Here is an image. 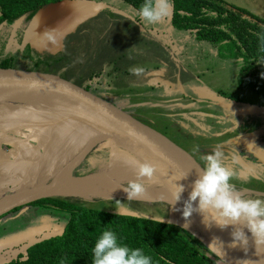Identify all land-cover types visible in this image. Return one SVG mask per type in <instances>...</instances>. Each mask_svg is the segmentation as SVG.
Wrapping results in <instances>:
<instances>
[{
	"label": "rangeland",
	"instance_id": "rangeland-1",
	"mask_svg": "<svg viewBox=\"0 0 264 264\" xmlns=\"http://www.w3.org/2000/svg\"><path fill=\"white\" fill-rule=\"evenodd\" d=\"M95 1L106 2L111 7L126 12L133 20L121 17L119 19L125 21L107 27V23L101 21L105 15H100V17L98 15L97 18L94 17L95 19L91 18L80 27L89 28L90 26L91 33L80 34L78 30L70 38L72 41L66 42L63 59L57 61L48 71L42 64L32 70L59 73L67 78L74 75L77 78L80 77L83 84L89 86L92 94L102 98L113 96L114 100L110 102L116 107L131 114L149 117L153 126L165 132L183 148L194 154L198 151L199 145L203 148L213 141L228 142L227 139L210 137L213 131L223 129V131H229L227 133L229 137H234V133L235 135L238 133L239 136L241 135L240 141L244 140L243 142L247 141L249 144L253 142L256 153L259 154L255 157L259 161L260 155L261 158L264 157L256 146L260 145L261 139L264 141V135H258L261 132L264 134V101L255 92L236 87L238 70L236 61L220 59L216 55L215 48L208 42L197 41L189 32L172 28L169 23L170 14L155 24L143 26L141 33L142 26L135 24L139 23L137 12L130 6L121 0ZM224 1L264 20V0ZM104 27H106L105 31ZM3 31L9 34V30L4 29ZM18 43L17 40L7 42L5 50L22 46ZM102 48L106 55H100ZM31 57H35L33 52ZM30 63V57L22 58L18 55L12 68L28 69ZM133 67L151 68L153 71L157 67L159 73L157 78H149L143 82L144 84L134 83L130 77L132 75L130 69ZM141 75L142 73L136 75V78H142ZM183 93L186 96H183ZM193 98L196 99L195 106H191ZM171 102L175 103L170 105ZM128 105L135 107L130 108ZM27 107L15 101L0 100V140L6 135L21 139L19 132L27 133L25 126H19L17 123L11 124L15 122V118H19L16 114L19 111L24 114L23 110H27ZM37 112L39 114L42 111ZM43 112L46 115L45 120L54 118L63 124L62 127H57L56 131L52 132L55 134H53L54 137L48 133H42L41 136L42 139L48 141L51 135L55 140V142L52 140L47 142L46 150L40 156L43 159L46 157L45 159L50 160L51 163L48 164L42 160L38 165L28 166L27 169H30V172H26L20 179L2 174L0 180L12 184L17 181L28 184H35L34 182H39V180L48 181L50 176L70 166L73 161L71 171L65 178H83L87 172L95 145L86 151L83 159L82 149L91 139V132L76 123L60 117L56 118L46 111ZM170 112L175 114L171 117L177 119L176 121L189 117L190 115L187 114L195 113L196 116L192 118L195 121L197 119L201 124L195 127L184 123L181 128L185 131L179 132L177 126L173 124V118L166 117V114ZM234 123L237 126L236 130L231 129V126L227 127ZM201 127L204 130L198 135ZM27 137L28 135L24 138L27 139ZM237 145L241 146L242 143L238 142ZM8 147L5 149L8 150ZM54 151L59 153L55 154ZM130 159L137 160L124 149L111 146L106 150L100 162L99 167L104 174L103 177L116 180L126 186L129 180L136 179L135 168L126 162ZM223 160H225V155ZM142 179L145 189L161 186L155 175L150 180ZM253 180L256 181V179ZM251 187L264 190V185L255 182L251 184ZM93 195L98 196L96 193ZM71 201L86 206H96L114 213L132 211L139 217L172 220L200 236L197 228L188 219L185 220L179 210H175L179 208H174L169 204L122 198L97 201L92 198H73ZM21 207L18 211L5 212L0 216V248L4 251L0 253V261L15 257L20 251L23 252L25 245L32 240L60 233L67 217L65 212L40 204H28Z\"/></svg>",
	"mask_w": 264,
	"mask_h": 264
},
{
	"label": "water",
	"instance_id": "water-1",
	"mask_svg": "<svg viewBox=\"0 0 264 264\" xmlns=\"http://www.w3.org/2000/svg\"><path fill=\"white\" fill-rule=\"evenodd\" d=\"M104 10H110L114 14L133 20L126 12L111 7L103 1L57 0L39 8L26 21L27 14L15 19L10 25L7 42H12L16 31L22 27V45L27 44L39 54L56 55L63 50V40L66 36L72 34L78 26L96 17ZM2 24L4 22L0 24V28ZM48 35H52L54 39L49 40ZM0 96L2 100L25 104L42 112L46 111L56 118L60 117L76 123L95 136V148L90 156L91 160H89L87 172L83 176L85 179L92 178V182L74 189L73 185L65 187L70 190L55 191H47L53 187L50 186L52 180L45 182L46 184H42L43 181L34 182L35 184L0 182V198L12 195L23 197L20 202L0 211V215L15 207L26 206L45 198L127 199V197L91 196L98 178L104 175L99 167L101 159L111 146L124 149L138 161L152 163L155 166L154 175L161 186L172 187L175 184H183L182 200L187 198L190 191L191 182L196 176L195 169L201 167V162L161 131L139 120L131 113L116 107L110 101L92 94L88 88L58 74L0 67ZM39 122H46V120L42 119ZM87 146H89L88 143L85 147ZM133 147H137L139 152H134L131 149ZM85 155L86 152L82 159ZM186 172H188L186 178L176 180ZM113 181L122 184L116 180ZM131 200L163 204L170 202V199H146L143 197H136ZM172 207L178 208L175 205ZM118 214L139 217L137 213L132 211H119ZM162 221L180 226L172 220ZM199 222H201L200 225H193L197 228L200 236L196 233L194 235L206 247L214 237L222 242L223 252L221 256L217 257L224 264H264V245H255L251 234L246 229L244 231L248 237V244L244 247L239 244L236 247H229L230 232L233 230V226L223 230L219 229L220 234L217 235L216 229L218 227L210 225L206 228L202 223V217H200Z\"/></svg>",
	"mask_w": 264,
	"mask_h": 264
},
{
	"label": "trees",
	"instance_id": "trees-1",
	"mask_svg": "<svg viewBox=\"0 0 264 264\" xmlns=\"http://www.w3.org/2000/svg\"><path fill=\"white\" fill-rule=\"evenodd\" d=\"M55 1L0 0V24L4 22L0 28V67H12L20 55L31 58L28 70L42 64L48 71L63 59L66 45L56 55L39 54L27 44L5 50L9 34L3 28L9 29L21 15L27 14L29 19L39 8ZM121 1L135 12L142 2ZM98 15H105L117 24L125 21L110 10ZM169 23L176 30L189 32L195 40L211 44L220 59L236 61L237 87L252 90L264 100V77L260 75L264 72V65L260 64L264 63L263 19L224 0H171ZM128 24L131 26L130 22ZM20 36L21 33H17L14 38L18 44H21ZM32 52L34 58L31 57ZM100 52V55H106L104 48ZM68 78L79 85L84 83L75 75ZM82 86L89 89L86 84ZM71 199L45 198L31 203L65 212L67 217L61 232L32 240L25 245L23 252L0 261V264H91V248L104 229L114 231L120 242L129 247L143 249L151 257L152 264H224L216 255L208 252L194 231L187 228L153 218L120 215L96 206L73 203ZM21 208L15 207L9 211L15 212ZM1 252L4 253L0 248Z\"/></svg>",
	"mask_w": 264,
	"mask_h": 264
},
{
	"label": "clouds",
	"instance_id": "clouds-1",
	"mask_svg": "<svg viewBox=\"0 0 264 264\" xmlns=\"http://www.w3.org/2000/svg\"><path fill=\"white\" fill-rule=\"evenodd\" d=\"M170 12L171 0H142L137 9L139 23L135 24L142 26V33L143 26L157 23L169 16ZM48 39L53 40L54 37L48 35ZM260 64L264 65V63ZM130 72L139 75L143 72V68L133 67ZM260 75L264 77V72ZM223 158L224 153L218 147L200 157L202 164L195 169L196 176L191 182L187 198L183 200L182 207L175 210H179L185 220L193 212L200 213L206 228L215 225L223 230L233 226L229 247H236L237 244L244 247L248 244L245 229L251 234L255 245H264V199L244 197L230 182L234 172L225 166ZM235 159L234 156L233 160ZM126 162L135 168L136 179L129 180L126 186L122 187L127 193V200H131L145 193L142 178L152 179L155 166L150 162L135 159ZM187 175L188 172L180 175L176 180L184 179ZM183 192L184 185L175 184L169 206L176 205L181 200ZM206 248L213 255H222V242L215 237ZM91 264H152V259L143 249L129 247L120 242L114 231L104 229L91 248Z\"/></svg>",
	"mask_w": 264,
	"mask_h": 264
},
{
	"label": "flooded vegetation",
	"instance_id": "flooded-vegetation-1",
	"mask_svg": "<svg viewBox=\"0 0 264 264\" xmlns=\"http://www.w3.org/2000/svg\"><path fill=\"white\" fill-rule=\"evenodd\" d=\"M26 20H27V17L25 18V21ZM102 22L107 23V27L110 25H118L117 23L114 22L113 19H110L107 16L103 17ZM2 25H4V24H2ZM82 25H83V23L80 26H78V28L72 34H70L64 38V40H63L64 47L66 45V42H69V40L72 41V39H70V38L73 37L78 30H80L79 31L80 34L88 35L89 33H91L92 28L90 26H88L89 28H87V27L80 28ZM103 26H104V24H103ZM4 29L10 30V27H9V29H8V27L3 28V30ZM105 29H106V27H104V31H105ZM21 31H22V27L16 31V35H17V33H21ZM155 69H156L155 71H153L151 68L143 69L142 75L140 76L142 78H138V77L136 78V75H135V77H132L133 74L130 75V77L134 80V83L135 82L136 83H143V82H146L149 78H157L156 76L158 75L159 71H158L157 67ZM126 75L128 76V74H126ZM236 87H237V85H236ZM239 89H243V88H239ZM182 95L186 96L185 93H183ZM104 99L109 100V101L114 100L113 96H105ZM192 100H194V101H191L192 102L191 106H195L196 105V99L193 98ZM174 103L175 102H171L169 104L173 105ZM128 107L131 108V107H135V106H132V105L129 106L128 105ZM194 114L195 113L187 114L190 116L189 117L187 116L185 118L183 117L179 121H176L177 119H174L173 117H171V116L175 115L172 112L167 113L166 117L173 118L172 119L173 124H175L177 126V130H179V132H180V131H185L181 128V127H183L184 123L191 124L192 126H195V127H197L198 125L201 124L199 121H197V119L195 121V119L192 118V116H196ZM132 115L135 116L136 118H138L139 120L145 122L146 124L157 129L155 126L152 125V121L149 119V117L141 116L139 114H132ZM260 123H262V121H260ZM170 126H171V124L169 125V127ZM229 126H231V129L236 130V127H237L236 123L227 125V127H229ZM157 130H159V129H157ZM203 130H204L203 127L199 128V132H198L199 134L198 135L202 134ZM159 131H161V130H159ZM161 132L163 134H165L167 137H169L165 132H163V131H161ZM228 132H229L228 130L223 131V129L222 130L217 129L216 131H213L212 133H210L211 138L219 137L221 139H227L228 142H226V143L222 142V141H220V142H217V141L214 142L213 141V142L207 143L203 148L201 147V145H199V147H198L199 149L195 154L186 150L185 148L184 149L186 151H188L193 157H195L199 162H201L200 157L202 155L210 152L211 149L218 147L225 155V160H223V163L226 164L225 166L231 168L234 172V177L230 182L236 186V189L240 193H242V195L244 197H252V198L258 197V198L264 199V190H260L259 188L251 187V184L253 182H255L259 185H264V157L261 158V155H260V161H259L255 157V156H259V154L256 153L255 144L253 142H251L252 144H249L247 141H245V142H243L244 140L240 141L241 135L239 136L238 133L236 135L234 133V137H231V136L229 137V136H227V135H229V134H227ZM190 134L192 135V132H190ZM258 135L262 136L264 134H263V132H261V134H258ZM170 139H172V138H170ZM174 142H176V141H174ZM238 142L242 143V145L238 146L237 145ZM178 145H180V144H178ZM256 146H258V149L264 155V141L261 139L260 145H256ZM234 156L236 157L235 161L233 160ZM253 179H256V181H254ZM97 200H101V199H96V201Z\"/></svg>",
	"mask_w": 264,
	"mask_h": 264
},
{
	"label": "crops",
	"instance_id": "crops-1",
	"mask_svg": "<svg viewBox=\"0 0 264 264\" xmlns=\"http://www.w3.org/2000/svg\"><path fill=\"white\" fill-rule=\"evenodd\" d=\"M23 111L25 112H23L24 114H22L20 111L16 114L19 118H15V122L11 124L15 125L14 123H17L19 126H25L24 129H27V133L22 134L23 132H19V136L21 134L22 137L21 139L18 137L17 138L20 141L13 135H6L4 139L0 140V175L4 174L7 175V177H17L18 179L22 178L26 172H30V169H27L28 166L38 165L40 162H42V160L45 163H51L50 160L45 159L46 157L43 159L40 158V156H42V154L45 152L47 142L49 140L55 142V140H53L51 135H49L50 139H48V141L42 139L41 136L42 133L53 135L54 133L52 132H55L57 127L63 126L60 121L56 122V119L49 118L48 116L47 117L49 119L46 120V122H39V120H42L46 117L45 112L38 114L37 111H39V109L28 106L27 110ZM29 113L33 114L30 115ZM26 135H28L27 139L24 138ZM5 147H8L9 149L6 150ZM58 153L59 152H56L55 154ZM41 181L44 182L45 180ZM0 182L9 183L2 180H0ZM17 184L28 183L17 181ZM7 197L9 196L0 198V201Z\"/></svg>",
	"mask_w": 264,
	"mask_h": 264
},
{
	"label": "bare ground",
	"instance_id": "bare-ground-1",
	"mask_svg": "<svg viewBox=\"0 0 264 264\" xmlns=\"http://www.w3.org/2000/svg\"><path fill=\"white\" fill-rule=\"evenodd\" d=\"M1 96H0V100H1ZM95 136L92 135L91 139L88 142L87 147H84L82 149V153H85L88 149L94 147L95 143ZM134 152H139L137 147H133L131 148ZM74 161L70 164V166L63 168L60 172H58L57 174H54L53 176H51L52 180V185L53 186L51 188H49L47 191H55V190H70L69 188H65V187H69L73 185V189L76 187H79L83 184H89L90 182H92V178H65L67 177L69 171H71V166L73 165ZM69 177V176H68ZM50 178V177H49ZM87 180V181H86ZM49 181V180H48ZM47 180L44 181L42 184H46L48 182ZM97 185L94 189L95 192L98 194V196L93 195V193L91 192V196L92 197H127V193L123 191L124 185L119 184L114 182L113 180L104 178L103 176H100L97 180ZM46 182V183H45ZM175 186H169V187H165V186H156V187H152V188H147L145 189V193L142 196L139 197H143L146 199L149 198H158V199H163V200H167L170 199L171 200V193L174 190ZM23 197L18 196V195H14V196H9L7 198L2 199V201H0V211H3L4 209H6L7 207H9L10 205L16 203V202H20V200ZM4 202V203H3ZM183 204V200L181 199L179 202H177V204L175 205L176 207H178L179 209L182 207ZM200 213L198 212H193V214L188 218V220L190 221L191 224H196L197 226L201 224V222H199L200 220ZM219 228L216 229L217 231V235L220 234V230Z\"/></svg>",
	"mask_w": 264,
	"mask_h": 264
}]
</instances>
